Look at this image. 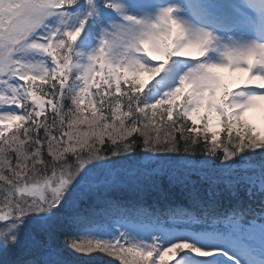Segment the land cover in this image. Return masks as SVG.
<instances>
[{
  "label": "snow or ice",
  "instance_id": "1",
  "mask_svg": "<svg viewBox=\"0 0 264 264\" xmlns=\"http://www.w3.org/2000/svg\"><path fill=\"white\" fill-rule=\"evenodd\" d=\"M261 107L264 0H0V264H264Z\"/></svg>",
  "mask_w": 264,
  "mask_h": 264
},
{
  "label": "trees",
  "instance_id": "2",
  "mask_svg": "<svg viewBox=\"0 0 264 264\" xmlns=\"http://www.w3.org/2000/svg\"><path fill=\"white\" fill-rule=\"evenodd\" d=\"M116 184L121 185V183L119 182V183H115L111 187H105V186L99 187L92 194V198L89 200L90 202L92 201V203L88 205L102 207L104 201L106 200H119L124 204H128L135 199L133 190H128L125 189L124 187L120 188V186ZM154 184L155 187H153V189L149 193H147L146 195H144V197H142L143 203L146 207L152 205L155 201H158L160 199L161 192L167 193L169 197L175 199L176 201L183 202V196L181 191L176 190L177 186L170 183L169 177H164L162 179H159ZM57 242L59 241L57 240ZM97 259L98 258L96 257L95 262L97 261ZM100 261L103 262L100 264L117 263V262H110V259H107V257Z\"/></svg>",
  "mask_w": 264,
  "mask_h": 264
},
{
  "label": "rangeland",
  "instance_id": "3",
  "mask_svg": "<svg viewBox=\"0 0 264 264\" xmlns=\"http://www.w3.org/2000/svg\"><path fill=\"white\" fill-rule=\"evenodd\" d=\"M225 72H227L226 70H225ZM224 72V73H225ZM225 75H227V76H225L226 77V79H228V78H230V77H234V79L235 80H238L239 82H241L244 78H245V76H246V74H244V73H226ZM232 78L231 79H229V80H232ZM259 130H262V131H264V128H260ZM117 175H119V179L120 180H116L117 181V183H121V185H118V184H116V185H118V186H120V188H122V187H124L125 189H128V190H132V186H131V182H130V180H129V178H127L126 176H124L123 174H121V173H118ZM116 175V176H117ZM152 179H155V180H158L157 179V177H155V178H152ZM144 197V196H143Z\"/></svg>",
  "mask_w": 264,
  "mask_h": 264
},
{
  "label": "bare ground",
  "instance_id": "4",
  "mask_svg": "<svg viewBox=\"0 0 264 264\" xmlns=\"http://www.w3.org/2000/svg\"><path fill=\"white\" fill-rule=\"evenodd\" d=\"M145 78H147V76H145ZM247 116L256 121L257 123L259 124H262L264 125L263 121H264V109L261 107V108H255V109H250L248 112H247Z\"/></svg>",
  "mask_w": 264,
  "mask_h": 264
}]
</instances>
